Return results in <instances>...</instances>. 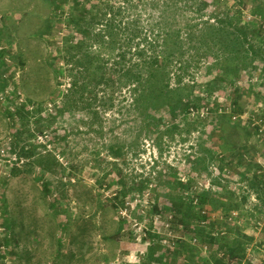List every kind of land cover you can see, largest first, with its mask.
Segmentation results:
<instances>
[{
	"label": "rangeland",
	"instance_id": "rangeland-1",
	"mask_svg": "<svg viewBox=\"0 0 264 264\" xmlns=\"http://www.w3.org/2000/svg\"><path fill=\"white\" fill-rule=\"evenodd\" d=\"M110 1L129 8L125 20L136 16L138 0ZM208 1V8L198 11L197 5L189 6L185 0H179L186 5V15L189 18L195 15L196 21L213 20V14L220 18L228 12L236 15L241 10L245 16H241V24L258 33H250L251 40L264 44V29L258 19L247 18V13L254 16L263 13L254 9L264 0ZM64 6L68 8L67 16L71 9L69 3ZM152 14L151 11L143 12L141 18L146 21ZM51 17V0H0V44L11 50L7 83L20 90L26 102L44 104V116H49L43 117L39 125L35 119L41 115L29 119L34 138L24 145L36 142L37 158L43 156L52 161L49 171L42 172L37 159L20 157L22 147L13 143L15 133L4 111L6 107L16 108L19 101L8 93L0 105V239L8 242L7 247L1 246L6 260L0 264H134V256L140 258L146 250L143 241L137 239L141 234L140 226L157 230L159 253L165 259L176 257L175 264H191L180 254L182 251L177 250L187 243L208 254L210 243L198 238V244H193L191 239L196 235L182 228L175 231L179 237L175 238L173 247L161 241L168 233L164 223L173 216L168 208L172 201L168 197L171 186L167 183L184 178L192 180V186L196 180L212 182L214 186L204 190L206 192L217 189L214 182L219 181L224 186L223 191L237 194L234 199L241 203L237 222L221 218L223 208L213 209L206 204L208 219L216 224L224 219L226 224L222 229L232 234L229 228L239 227V236H252L249 256L255 250L261 251L259 261H264V196L263 199L258 197L238 174V170L244 166L248 168L249 163L243 161L238 165L232 158V164L227 167L217 158L227 154L225 144L230 140L235 145L234 153L247 151L251 164H259V171L263 173L264 134L247 127L250 117H264V99H256L252 93L264 87L263 66L222 84L211 97L200 86L196 88L195 98L198 95L206 97L199 101V112L205 113H201L202 116L193 105L195 115L188 113L189 107L187 112L180 110V115L174 119L171 112L166 111L162 113L160 125L146 126L144 117L134 109L130 86L113 95L106 87L95 89L92 86L94 94L97 91V99L88 97L89 91L81 89L71 95L77 102L73 109L66 111L65 102L70 96L65 93L74 77L69 71H65L64 76L56 74L47 64L55 47L48 44L46 36L52 34L53 38L60 39L69 26L64 20L56 19L47 31ZM187 58L186 67L179 71L180 74L184 72L182 84L200 82L204 73L210 77L206 67L215 64V56H203L199 65L191 56ZM59 59L57 68L67 65L66 60ZM177 75L176 69L173 87ZM3 89L0 87L5 94ZM54 93L56 107L52 102ZM234 100L244 111L233 112ZM212 105L219 108V113L211 111ZM59 106L65 109L62 116L56 118ZM37 135H43L44 141L37 139ZM141 182H146L142 191L131 189ZM45 184L50 189L48 194ZM122 185L128 194L124 207L117 210L113 204L118 203L115 196ZM186 195L192 196L190 189ZM244 196H247L245 201ZM155 205L160 213L152 212ZM156 216H159L157 225ZM133 233L137 237L135 240ZM203 243L209 245L207 252L199 246ZM140 259L139 264H145V259ZM232 264L243 263L234 261Z\"/></svg>",
	"mask_w": 264,
	"mask_h": 264
},
{
	"label": "trees",
	"instance_id": "trees-1",
	"mask_svg": "<svg viewBox=\"0 0 264 264\" xmlns=\"http://www.w3.org/2000/svg\"><path fill=\"white\" fill-rule=\"evenodd\" d=\"M188 1L185 0L186 5H197L198 11L207 9L210 4L208 0ZM225 1L213 0L214 3ZM66 3H69L71 9L67 16L65 14L68 8L64 6ZM51 4L53 17L47 22V31L51 29V22L56 19L59 22L61 19L64 20L69 26L60 39L53 38L52 34L50 37L46 36L48 44L55 47L46 60L47 64L56 74L64 76L65 71H69L74 77L73 81L70 79L65 93L66 96H70L65 102L66 111L73 109V104L77 102L71 95L77 94L81 89L84 92L89 91L88 97L97 99V91L94 94L96 87H106L110 90V95H113L118 90L121 91L123 87L130 86L134 95V109L144 117L146 126L152 123L160 125L162 113L166 111L171 112V117L174 119L180 115V110L187 112L191 105L200 109L199 101L206 97L193 96L199 86L204 89L208 97H211L222 84L231 83L243 77L245 71L256 69L259 65L264 68V44H255L251 40L250 33L257 35L258 33L251 27L241 24V16L245 17L241 10L236 15L228 12L226 16L220 18L213 14V20L208 18L196 21L195 15L192 18L186 15V5L180 4L179 0H138L135 3L136 16L125 20L129 8L116 6L110 0H51ZM148 11L153 14L147 17L146 21L142 20L143 12ZM254 11L264 13V2L261 1ZM10 53L11 50L4 44H0V87L4 88L3 90L8 84L5 74L9 70L7 59ZM211 55L215 56L216 60L214 65L206 67L210 77L204 73L200 82L182 84L184 72L180 74L179 71L186 67L187 56H191V59L197 61L199 65L203 56ZM59 58L66 60L67 65L57 68ZM176 69L178 75L174 82L176 86L173 87L172 80ZM252 93L256 99H264V87ZM9 97L18 98L17 90L9 94ZM55 97L56 93L52 98L54 104L57 103ZM233 103L234 113L244 111L237 100ZM2 104L0 100V105ZM43 105L37 101L24 102L16 104L15 110H12L10 106L4 108V111L15 133L13 143L22 147L20 157H34V160L37 159L36 163L41 165L42 172H46L51 168L52 161L43 156L37 158L36 142L24 145L34 138L29 119L32 116L41 115L35 119L39 125L43 117L49 118L44 116L46 111ZM64 109L63 106H59L56 118L62 116L61 112ZM211 111L219 113V108L212 105ZM199 121L203 123L202 119ZM252 123L250 118L247 127L257 134H264L260 132L259 126H253ZM225 148L227 154H220L217 158L227 167L232 164V158L236 159L238 165L243 164V161L249 163L248 168L244 166L242 170H238V174L241 175L239 179L249 183L258 193V197L263 199L264 173L259 171L260 165L251 164L249 154L245 150L235 154V145L230 140L226 141ZM214 183L217 189L213 192L195 191L194 196L186 195L188 189L194 192L191 190L192 180H174L167 183L171 186L168 197L172 201V206L168 208L174 216L171 222L172 229L177 231L182 228L196 235L201 241L210 243L208 254L202 253L196 246L187 243L183 244L177 252L181 250L180 254L185 256L184 259H188L191 264H232L234 261L243 264H262L264 261H259L261 251L255 250L249 256L248 249L253 241L252 236H239V227L229 228L232 234L227 230L221 233L224 230L223 224H226L224 219L232 210L240 209L241 203L234 199L237 195L235 192L223 191L224 186L221 182ZM145 185L146 182H141L131 189L139 192ZM44 190L46 194L50 192L47 184L44 185ZM127 194L128 190L125 185H122L115 196L118 203L113 204L117 210L124 207ZM195 195L198 197L197 204L194 203ZM246 199L247 196H244L243 200ZM206 204H210L213 209L217 206L223 208L224 219L220 220V224L211 222L206 215L202 214L200 209ZM152 212L160 213V209L155 205ZM206 219L207 222L203 224L202 221ZM135 239V233H133V240ZM141 239L146 245V250L142 254L145 264H175L176 257L174 260L171 258L167 260L163 254L160 255L157 234L149 229ZM2 245L7 247V239H0V263L6 260ZM219 253H223V256L220 257Z\"/></svg>",
	"mask_w": 264,
	"mask_h": 264
},
{
	"label": "built area",
	"instance_id": "built-area-1",
	"mask_svg": "<svg viewBox=\"0 0 264 264\" xmlns=\"http://www.w3.org/2000/svg\"><path fill=\"white\" fill-rule=\"evenodd\" d=\"M247 18L248 19H255V18H257L258 19V21H259V23H260V26L264 29V13L263 14H260V15H252V14H250V13H247ZM7 60H9V59H7ZM5 76H6V78H7V80H9V75L6 73L5 74ZM15 90V88H13L12 87V85L11 84H8L6 87H5V90H3L4 92H5V94H3L2 93V90H0V100H5V98L7 97V94L8 93H12L13 91ZM17 93H18V98H16L17 99V101H19V103H24V102H26V100L23 98V95H22V93H21V91L20 90H17ZM12 97V96H11ZM18 104V103H17ZM11 109L12 110H15V108L13 107V106H11ZM195 108L193 107V106H191L190 108H189V110H188V113H190V114H193L194 112H195V110H194ZM206 109H208V107H206ZM199 110L200 109H197V113H200V115H201V113H202V115H204L205 113H204V111L202 110L201 112H199ZM196 113V114H197ZM193 115H195V114H193ZM201 115V116H202ZM251 118V117H250ZM251 120L253 121V123H252V125L253 126H259V129L261 130L260 132H262V133H264V118H255V117H253V118H251ZM37 139H39L40 141H44L43 140V135H37ZM39 140H38V142H39ZM39 143H41V142H39ZM12 156L13 155H15V156H17V153L16 154H14V153H12L11 154ZM263 173H264V171H262ZM185 179V178H184ZM184 179H182L183 181H185ZM213 187L214 186V184L211 182H202V181H198V180H196L195 181V183H194V185L192 186V190L194 191L193 193H192V195L194 196V194H195V191H204V190H206V189H208V188H210V187ZM213 189H215V187L213 188ZM197 202H198V197H196V195H195V198H194V203L195 204H197ZM201 212H202V214H204V215H206V217L208 218V214H209V212L206 210V208L205 207H202L201 209ZM240 215V213H239V211L238 210H233V211H231V213L227 216V220L229 221V222H231V223H234V222H237L238 221V219H237V217ZM171 217V216H170ZM221 218H224L223 217V215H222V217ZM155 222H156V225H157V223H158V220H159V216H156L155 218ZM172 217L170 218V220L169 221H166L165 223H164V225H165V227H166V229H167V236H165L163 239L161 238V241L165 244V245H167V246H169V247H173L174 246V240H175V238H178L179 236H176V232L172 229ZM207 222V219L206 220H204V221H202V223L204 224V223H206ZM138 223V222H137ZM258 224H261V222L260 221H258ZM136 226H139V224H137ZM151 230L152 232H154L155 234H159L158 232H157V230L155 229V228H153V227H151V228H149V227H145V228H142V226H140V230H141V234L139 235V237L137 238L138 239V241L139 242H141L142 241V239H141V237L142 236H145L146 235V232H147V230ZM142 231H144V232H142ZM223 232H221V233H225L226 232V230H222ZM198 241H199V239L197 238V237H193L192 239H191V242L193 243V244H195V245H197L198 244ZM199 246L205 251V252H207L208 251V249H209V245L207 244V243H203V244H199ZM142 254L143 253H141L140 254V258H142ZM219 256L220 257H222L223 256V253H219ZM135 257V259L134 260H132V262L134 263V264H139V261H141V259L140 258H137L138 256H134Z\"/></svg>",
	"mask_w": 264,
	"mask_h": 264
},
{
	"label": "bare ground",
	"instance_id": "bare-ground-1",
	"mask_svg": "<svg viewBox=\"0 0 264 264\" xmlns=\"http://www.w3.org/2000/svg\"><path fill=\"white\" fill-rule=\"evenodd\" d=\"M174 217V216H173ZM174 220V219H173ZM200 222V221H199ZM201 223V222H200ZM178 241V240H177ZM234 242V241H233ZM233 246V245H232ZM226 250V249H225ZM223 262V261H222ZM231 262V261H230ZM228 264V263H227Z\"/></svg>",
	"mask_w": 264,
	"mask_h": 264
}]
</instances>
